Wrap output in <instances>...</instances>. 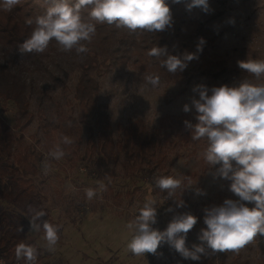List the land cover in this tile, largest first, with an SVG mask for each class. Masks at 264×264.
<instances>
[{
	"label": "rangeland",
	"instance_id": "obj_1",
	"mask_svg": "<svg viewBox=\"0 0 264 264\" xmlns=\"http://www.w3.org/2000/svg\"><path fill=\"white\" fill-rule=\"evenodd\" d=\"M30 1L48 8L53 0ZM186 2L182 0L177 7H170L172 26L179 27L178 34L164 33L161 40L157 34L162 32L138 30L134 35L136 43L126 50L119 49V57L112 62H106L101 55L109 66L102 75H93L99 83L97 103L107 115L108 133L114 142L120 128L136 120L145 122L150 131L161 128L163 132L161 121L185 113V104L189 105L191 110L187 114L191 116L195 111L191 100L199 98L192 89L199 85L214 88L200 75V69L216 68L222 63L230 82L239 80L240 84L246 80L264 85V76L257 79L239 69L237 63L264 60V0H208L207 13L200 8L186 10ZM212 35L215 41L203 54L194 53L188 45ZM144 43L148 50L143 48ZM127 46L120 44L119 48ZM153 47L166 48L169 55L178 57L189 53L197 56L182 71L187 73L186 83L181 82L178 72L174 80L165 75L166 68L162 69L158 61L164 57L148 55ZM80 56L60 51L52 41L44 53L27 58L0 42V168L4 173L0 175V191L6 196L0 199V236L6 229L19 226L22 220L29 221L31 206L45 211V219L59 226L54 251L45 249L43 232L26 231L24 243L39 250L35 264H260L264 237L259 235L238 253H214L208 262L184 259L167 244L158 247L156 254L144 256H135L128 250L133 233L126 224L139 215L149 198L155 201L156 223L152 225L155 230L164 231L173 216L163 200L152 195L151 184L137 177L111 176L108 183L112 193L105 191L92 200L86 198L85 189H98V182L105 184L106 179L96 172L90 173L87 156H80L88 137L85 124L78 122L74 99L80 77L78 65L83 60ZM147 75L159 76L156 88H145ZM12 87L29 103L32 114L31 122L22 130L15 127L14 100L3 99V93ZM77 124L81 128L82 150L71 153L64 148L62 159L51 158L48 155L51 147L54 150L56 145H62L61 136H66L63 130ZM206 148L207 145H200L193 151L190 146L174 147L173 152L178 151L179 158L168 175L182 181L181 192L190 204L188 214L200 215L199 228L186 234L189 248L200 243L197 237L201 229H206L204 209L221 206L226 199L239 200L229 190L230 181L216 176L219 165L210 166L204 160L202 153ZM171 157L175 158L173 154ZM45 161L49 165L47 170ZM114 168L116 173L120 169L118 164Z\"/></svg>",
	"mask_w": 264,
	"mask_h": 264
},
{
	"label": "clouds",
	"instance_id": "obj_2",
	"mask_svg": "<svg viewBox=\"0 0 264 264\" xmlns=\"http://www.w3.org/2000/svg\"><path fill=\"white\" fill-rule=\"evenodd\" d=\"M172 2L181 3L182 0ZM19 3L20 0H0V7L11 11ZM185 7L188 11L200 8L207 13L210 10L208 0H187ZM82 10H87L86 17ZM25 23L29 26L35 24V28L18 47L22 55L44 53L52 41L62 52L74 50L80 55L89 51L85 42H91L96 24L155 33L171 27L172 16L166 0H75L71 5L67 0H58L43 15L27 18ZM203 43L201 38L197 51H201ZM148 55L164 57L161 66L172 74L184 71L189 61L197 59L194 53L181 57L169 55L166 48L161 47L151 48ZM237 63L239 69L257 79L264 76V60ZM144 79L146 89L149 86L156 88L160 83L156 75H147ZM192 91L199 96L191 100V106L197 113V123L185 121V126L192 133L193 140H207L208 146L202 153L204 160L210 166L219 165L216 176L230 181L229 190L239 200L226 199L221 206L204 209L206 229L200 230L197 237L200 243L189 248L185 243L186 234L197 223V218L188 213L179 214L173 217L164 231L155 230L152 227L156 223L155 201L149 198L139 210V215L126 224L133 233L127 248L135 256L156 254L158 247L167 244L184 259L198 261L209 252L238 253L258 235L264 237V85H254L245 80L236 87L221 86L209 90L199 85ZM190 110L185 104L183 111L187 113ZM61 142L70 145L72 140L61 136ZM48 155L60 160L65 152L58 144ZM48 166L45 161V170ZM105 179L111 183V177L106 175ZM98 183V189H85L88 200L107 191L104 183ZM181 185L182 181L172 176L157 177L154 181V186L166 191L167 197H172ZM243 202L253 207L249 208ZM182 206L183 202L177 204V207ZM46 215L45 211L29 206V229L31 232H43L45 249L54 251L59 240V226L46 220ZM37 256L38 250L32 245L20 243L15 247L16 259H24L26 264H35Z\"/></svg>",
	"mask_w": 264,
	"mask_h": 264
},
{
	"label": "trees",
	"instance_id": "obj_3",
	"mask_svg": "<svg viewBox=\"0 0 264 264\" xmlns=\"http://www.w3.org/2000/svg\"><path fill=\"white\" fill-rule=\"evenodd\" d=\"M56 2L58 0L51 1V5ZM67 3L70 5L74 4L75 0H67ZM167 4L169 8L178 6V3H173L172 0L168 1ZM46 9L45 7L34 4L30 0H20V3L11 11H6L0 7V42L18 51L19 45L31 35L32 30L35 28V24L31 26L27 25L25 23L26 19H34L38 15H43ZM86 13L87 10H82V15ZM93 23L95 22L93 21ZM173 29L174 31H172ZM178 29L179 27L174 28V26H171L157 35L159 39L163 40L164 33L174 32L178 34ZM136 32H132L126 28H117L115 25H108L106 23L96 24L95 36H93L90 43H85L89 51L80 54V58H83V60L78 65L80 77L75 85L74 99L77 102L78 122L85 124L88 133L86 148L80 152V154L83 153L80 156L81 158L87 156L89 164L86 166L89 172H96L100 175L98 177L102 176L105 178L107 175L110 177H137L142 180H147L152 186V195L157 199L163 200L166 206L172 209V211H169V214L174 217L189 212L190 204L187 197L182 194L181 188L177 189L172 197H167V192H162L156 188L154 181L157 177L169 175L174 162L179 158V152H173L174 147H179V145L183 147L190 146L194 151L200 145L208 146L205 138L193 140L191 138L192 133L185 126V121L191 124L197 123L195 119L197 113L194 111L191 116L187 113H182L176 117L161 121L160 127L164 130L163 132H160L161 128H150V131L149 126L145 122L136 120L132 124L121 127L118 139L114 142L108 133L110 124L107 115L99 108L97 103L99 83L93 75H102L107 70L108 63L119 57V49L126 50L132 47L136 43L134 36ZM201 38L204 43L200 45L201 51H197V45ZM201 38L194 45L192 43L188 44L189 47L191 45V50L198 55L203 54L215 41L214 35L209 38L205 36ZM120 44H127L128 46L125 49L119 48ZM111 46L115 47L110 49ZM143 48L148 50V45L144 43ZM72 53H75V51L73 50ZM23 55L27 58H33L36 54L25 53ZM101 55L108 63L104 62ZM161 60L163 59L158 60L160 66ZM225 68L226 66L224 64L218 63L216 68L208 67L200 69V75L206 78L209 84H212L214 87L238 86L239 80H234L232 83L229 78L227 79L228 72ZM163 71L171 80H174V76H177V73H169L166 69H163ZM178 75L180 76L181 82L186 83L188 80L187 73L178 72ZM220 76H223V78L219 79ZM11 93L14 95H10ZM208 94L210 95L211 92ZM3 99L14 100L16 105L15 127L19 130L25 128L31 122L32 114L29 112V103L22 99L20 91L12 87L3 93ZM80 131L81 128L78 124L77 126H69L66 131L63 130V132H66L65 135L71 138L72 143L70 145H64L62 143L60 147L62 149H69L71 153L82 150ZM172 154L175 158L171 157ZM117 164L120 169L116 173L114 166ZM102 166L103 170L101 169ZM2 174L4 173L0 168V175ZM105 185L107 191L112 193V188L107 179ZM5 197L4 192L0 191V199ZM180 202H183V206L177 207V204ZM192 215L197 218V223L191 229L194 230L199 228L198 221L200 215L198 213L196 215L195 212H192ZM19 228L23 230L19 231ZM28 229L29 221L22 220L19 226L6 229L2 233L0 236V260H2L3 264H26L24 259H16L15 247L20 243H24L26 238L25 234ZM213 255L214 253L209 252L206 256L202 255L200 260L208 262ZM260 264H264V249L261 252Z\"/></svg>",
	"mask_w": 264,
	"mask_h": 264
}]
</instances>
